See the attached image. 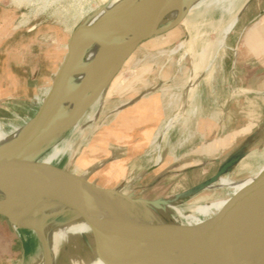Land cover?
Wrapping results in <instances>:
<instances>
[{
  "label": "rangeland",
  "instance_id": "rangeland-1",
  "mask_svg": "<svg viewBox=\"0 0 264 264\" xmlns=\"http://www.w3.org/2000/svg\"><path fill=\"white\" fill-rule=\"evenodd\" d=\"M29 1L0 0V121L8 131L35 115L73 28L107 0ZM247 2L223 46H216L197 69L203 44L183 23L140 44L106 90L95 120L82 121L73 157L60 166L105 189L138 198L172 197L212 176L221 161L259 129L250 157L233 176L245 178L257 170L264 163V0ZM195 36L199 41L192 42ZM180 42L185 45L172 52ZM189 94L198 106L195 115L186 113L192 103ZM135 109L139 119L131 114ZM174 112L184 117L163 132ZM224 193L208 190L185 202ZM25 226H14L0 215V264H42L39 243L30 233L34 230ZM88 256L81 252L69 260L82 264Z\"/></svg>",
  "mask_w": 264,
  "mask_h": 264
},
{
  "label": "water",
  "instance_id": "water-1",
  "mask_svg": "<svg viewBox=\"0 0 264 264\" xmlns=\"http://www.w3.org/2000/svg\"><path fill=\"white\" fill-rule=\"evenodd\" d=\"M196 1L198 0H183L180 4H172L167 0H125L96 19L93 20V15H90L76 25L63 61L35 115L16 137L0 145V215L21 228L26 226L16 220L23 208L39 214L49 211L59 216L62 214L105 223L141 224L168 218L169 214L165 212L170 204L183 206L197 200L205 202L225 197L226 193L214 198L200 197L185 202L208 190L225 192L224 189H210L224 176L243 179L233 175L242 161L250 156L249 148L257 141L259 129L248 135L222 160L212 176L172 197L138 198L118 189L102 188L84 175L65 168L30 165L34 155H38L50 142L84 116L100 94L108 89L140 44L167 33L182 23L187 9ZM135 2L138 6L133 27L129 21L111 27L116 14ZM107 7L106 4L100 10L104 11ZM174 9L180 10V14L170 21L168 15ZM120 27H125L131 35L126 40L113 43ZM87 34L90 37H86ZM95 44L100 48L99 54L93 61L86 63V54ZM79 74L85 75V85L68 94V84ZM95 79L101 81L97 89L88 93ZM81 95L84 97L71 110L64 108L65 102L72 103ZM160 211L164 213L160 215ZM45 230L46 227L43 226L42 229L34 231L38 235L44 264H49ZM166 262L264 264V168L253 184L229 205L204 222L190 227L186 235V248H179Z\"/></svg>",
  "mask_w": 264,
  "mask_h": 264
},
{
  "label": "bare ground",
  "instance_id": "bare-ground-1",
  "mask_svg": "<svg viewBox=\"0 0 264 264\" xmlns=\"http://www.w3.org/2000/svg\"><path fill=\"white\" fill-rule=\"evenodd\" d=\"M121 1L125 0H107L104 5L107 4L108 7L104 9V11L100 10L104 5L99 6L98 8H92L90 13V15H93L92 19H96L99 15L106 11H111V9ZM167 1L172 4H180L183 0ZM247 1L248 0H243L240 6H238L239 0H198L194 4H192L189 9H187L186 16L184 17L182 23L185 24L189 29L195 30L196 34H199V38L201 39V42L203 44L199 53H197L198 60L196 61L197 65L195 64V69L206 64L207 59L211 58L213 49L217 48L216 46H223L226 35H228L237 24L239 14L242 12L241 10L245 6V4L248 3ZM137 4L138 3L135 2L132 5L123 8L120 13L116 14V16L114 17L116 19L110 24L111 27L120 24H126L128 21L131 27H133L136 19V10L138 6ZM179 14L180 10L174 9L168 15V20L173 21ZM120 28L121 30L113 39V43H118L120 41L126 40L131 35L130 31L126 30L125 27ZM202 29L203 31H201ZM207 29H210V31L215 34L214 38H210L208 36L209 31H207ZM86 37H90V34H87ZM196 37L197 36L193 38L192 42H196L198 40L196 39ZM184 45L185 42H180L178 44V47L173 49L172 52L181 49ZM99 51L100 48L98 45H92L86 54V63H90L91 61H93L98 56ZM100 81L101 79H95L94 83L89 88L88 93L93 92L95 89H97ZM84 83H86L85 75H76L75 80L68 84L67 93L69 94L80 89L81 86L85 85ZM105 93L106 90L100 94L94 104L73 127L61 133L56 139H54L45 148H43L38 155H34L33 159L30 161V165L32 167L39 165H53L59 168H64L61 167L60 164H67V161L73 157L72 149L73 143L75 141L74 136L76 133H79L83 130L84 127L81 126L82 121L95 120V116L102 107ZM83 97L84 96L82 95L77 96L72 103L65 102L63 105L64 108L66 110H71ZM189 98L192 100V103L190 104L189 109L186 110V113H192L195 115L196 112L198 113V106H196L195 104V97H193L192 94H189ZM174 114L176 115L172 116L168 120L170 123H167L163 126V132L168 130L170 127L172 128V123H174V121H181L184 117L177 115V113L175 112ZM28 121H26L21 126H11L12 128L9 131L5 130L4 124L0 121V145L7 143L8 141L16 137ZM263 168L264 165H262L257 171L254 170L255 172H253L249 177L243 178L238 181L234 180L230 176H224L216 184L210 187V189H224L226 193L225 197L205 202L197 200L193 203L183 206L170 204L167 206L165 212L169 214V217L152 222L141 224L105 223L84 218H71L62 214L59 216L49 211H44L43 213L39 214L34 213L31 210H26L24 208L20 209V212L22 213L16 221H18L17 223L19 224H25L29 227H32L34 230H40L43 228V226L46 227V253L49 264H75L76 262L73 263L69 260V256H72L73 254H79L81 252L89 253L87 261L84 260L82 264H168L166 261L171 258L173 254H176L179 248H186V235L188 229L204 222L206 219L218 213L227 205H229L236 197L241 195L253 184ZM249 169L250 168H248V170ZM158 213L161 215L164 212L160 211ZM16 230L17 233H19L20 229ZM30 233L35 235L36 240L38 241V235L36 231H31ZM70 246H75L76 249L71 251ZM60 253L61 257L58 259V255ZM42 264H44V261H42Z\"/></svg>",
  "mask_w": 264,
  "mask_h": 264
},
{
  "label": "crops",
  "instance_id": "crops-1",
  "mask_svg": "<svg viewBox=\"0 0 264 264\" xmlns=\"http://www.w3.org/2000/svg\"><path fill=\"white\" fill-rule=\"evenodd\" d=\"M71 36V35H70ZM69 39H70V37H69ZM69 39H68V41H69ZM66 54V53H65ZM137 104V103H136ZM128 108V107H127ZM132 109V108H131ZM137 111H138V109H137ZM136 111V109L133 111V112H131V114H132V116H134L135 118H137V119H139V117H141L139 114V112L140 111H138L137 112ZM127 118H125L124 120H126ZM129 120V119H128ZM111 150H112V153H115V150H114V148H111ZM17 235H18V233H17ZM19 236V238L21 239V237H20V235H18Z\"/></svg>",
  "mask_w": 264,
  "mask_h": 264
}]
</instances>
